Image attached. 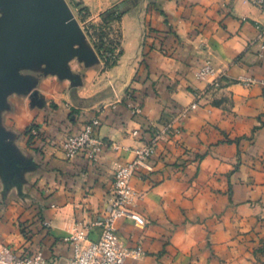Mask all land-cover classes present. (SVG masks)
Returning a JSON list of instances; mask_svg holds the SVG:
<instances>
[{
  "label": "crops",
  "instance_id": "0c3cea01",
  "mask_svg": "<svg viewBox=\"0 0 264 264\" xmlns=\"http://www.w3.org/2000/svg\"><path fill=\"white\" fill-rule=\"evenodd\" d=\"M70 1L73 48L88 56L57 69L52 51L33 47L29 58L12 55L13 76L0 73V243L69 264L65 237L105 211L115 168L202 92L199 108L175 122L180 132L132 178V209L146 225L121 218L117 226L144 255L126 264H264V11L254 0ZM112 10L124 12L103 27L105 40L121 54L106 67L86 29ZM149 27L165 32L167 46H147L145 56ZM207 60L220 73L216 85L197 76ZM94 117L105 142L99 159H66L60 143ZM32 124L40 135L29 143Z\"/></svg>",
  "mask_w": 264,
  "mask_h": 264
},
{
  "label": "built area",
  "instance_id": "2783aa9c",
  "mask_svg": "<svg viewBox=\"0 0 264 264\" xmlns=\"http://www.w3.org/2000/svg\"><path fill=\"white\" fill-rule=\"evenodd\" d=\"M254 2L264 11V0H254ZM260 40L264 48V32ZM219 75L220 73L209 60L205 61L197 73L200 79L212 76L214 85L217 84ZM241 81L246 85L256 82L251 77H245ZM201 96L202 92H197L195 101L184 106L175 120L156 131L143 146L133 149L135 153L133 160L115 168L112 197L105 211L91 222L77 223L70 234L65 237V240L73 245V257L69 264H126L128 259H139L144 255L141 245L129 248L124 243L117 226L121 218L131 219L140 227L146 225L144 216L132 209L137 198V192L132 186V178L137 171L148 167V161L156 155L158 146L164 137L173 131L180 132L175 122L192 110L198 109ZM127 97L132 100L130 95ZM131 108L135 113L141 112V107L134 102ZM100 125L101 118L94 117L85 122L79 131L69 134L60 143L65 158L72 160L80 154H85L89 160L97 161L105 146V142L98 136ZM31 133L35 137L40 135L36 128H33ZM96 230L99 233L98 237L92 239L91 233ZM0 264H48V261L42 249L21 252L8 244L0 243Z\"/></svg>",
  "mask_w": 264,
  "mask_h": 264
},
{
  "label": "water",
  "instance_id": "95a60500",
  "mask_svg": "<svg viewBox=\"0 0 264 264\" xmlns=\"http://www.w3.org/2000/svg\"><path fill=\"white\" fill-rule=\"evenodd\" d=\"M0 7L7 13L0 20V73L13 76L12 55L23 52L29 58L33 47L52 51L57 69L71 55L88 56L73 48L78 23L67 0H0Z\"/></svg>",
  "mask_w": 264,
  "mask_h": 264
},
{
  "label": "trees",
  "instance_id": "16d2710c",
  "mask_svg": "<svg viewBox=\"0 0 264 264\" xmlns=\"http://www.w3.org/2000/svg\"><path fill=\"white\" fill-rule=\"evenodd\" d=\"M75 5L79 6L78 3H74ZM84 8H81L80 11L81 13L84 12ZM124 12L123 10H112V11H107L102 15V19H103V23L104 25H107L111 19L115 18H119L121 13ZM94 29V25L92 26ZM100 30L101 33L99 34L98 40H100V43H95L96 48L98 49V51L101 53L102 57L106 60L105 64L106 67H111L113 65H115L117 63V60L113 61L112 63L110 62L113 58L109 57V54H114V52L116 51V45L114 43H108L105 40V37L107 36V32L104 30V28L102 26H100ZM155 30V29H154ZM153 29H151L149 27L147 34H146V39L144 41V52L146 51V47L149 46L150 49L158 46L160 49H165V47L167 46L166 44V36L165 32H159V31H154ZM156 40L158 41V43H156ZM121 54V51L119 52V55ZM148 53H144V55L146 56ZM172 55V54H169ZM128 95H130V98L132 99V101H135L137 96H136V90L135 88L131 87L128 89L127 92ZM36 124H32L31 126H29L27 128L26 134L29 135V143H32L33 139L35 138V136L31 133L33 128H36Z\"/></svg>",
  "mask_w": 264,
  "mask_h": 264
},
{
  "label": "rangeland",
  "instance_id": "374dc122",
  "mask_svg": "<svg viewBox=\"0 0 264 264\" xmlns=\"http://www.w3.org/2000/svg\"><path fill=\"white\" fill-rule=\"evenodd\" d=\"M67 1L71 2L70 0H67ZM100 26L104 27L105 25H104L103 22L99 23V25L95 23L94 24V29H93L92 26H90V28H87L86 29V31H87V38H91V40L88 39L91 46H92V44L95 45V43H100V40H98L99 34L101 33ZM108 56L113 58L110 61L112 63L113 61L118 60V58H119V52L118 51H115L114 54H109ZM102 59L104 60V62H106V60L104 58H102ZM105 66H106V64H105Z\"/></svg>",
  "mask_w": 264,
  "mask_h": 264
}]
</instances>
